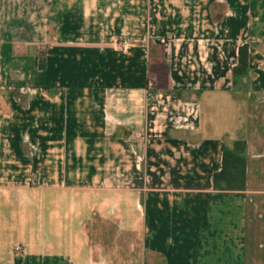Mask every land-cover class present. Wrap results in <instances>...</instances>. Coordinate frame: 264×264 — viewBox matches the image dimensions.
<instances>
[{
	"label": "crops",
	"instance_id": "0c3cea01",
	"mask_svg": "<svg viewBox=\"0 0 264 264\" xmlns=\"http://www.w3.org/2000/svg\"><path fill=\"white\" fill-rule=\"evenodd\" d=\"M0 264H264V0H0Z\"/></svg>",
	"mask_w": 264,
	"mask_h": 264
},
{
	"label": "trees",
	"instance_id": "16d2710c",
	"mask_svg": "<svg viewBox=\"0 0 264 264\" xmlns=\"http://www.w3.org/2000/svg\"><path fill=\"white\" fill-rule=\"evenodd\" d=\"M248 44L239 49V60L234 68V83L247 85L250 78ZM43 67V66H42ZM246 152L247 143L236 141L228 145L223 153V166L220 172L215 173L213 183L215 190L239 191L246 188Z\"/></svg>",
	"mask_w": 264,
	"mask_h": 264
},
{
	"label": "built area",
	"instance_id": "2783aa9c",
	"mask_svg": "<svg viewBox=\"0 0 264 264\" xmlns=\"http://www.w3.org/2000/svg\"><path fill=\"white\" fill-rule=\"evenodd\" d=\"M150 96H152V93L150 92V94H149ZM14 253L15 254H22V253H24V248L21 246V245H16L15 247H14Z\"/></svg>",
	"mask_w": 264,
	"mask_h": 264
}]
</instances>
